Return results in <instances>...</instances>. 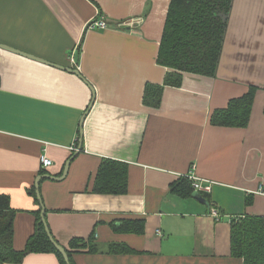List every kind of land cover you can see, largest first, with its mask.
I'll list each match as a JSON object with an SVG mask.
<instances>
[{
  "label": "crops",
  "instance_id": "crops-1",
  "mask_svg": "<svg viewBox=\"0 0 264 264\" xmlns=\"http://www.w3.org/2000/svg\"><path fill=\"white\" fill-rule=\"evenodd\" d=\"M170 1L0 0V44L50 63L0 49V196L15 251L36 231L42 177L46 225L73 264H244L230 220L264 221V0H232L215 75L182 73L179 87L163 86L171 70L157 63ZM99 17L109 28L88 29ZM147 86L163 87L157 108L143 103ZM250 87L246 126L211 124ZM104 160L126 167V193L94 191ZM191 175L210 191L187 195Z\"/></svg>",
  "mask_w": 264,
  "mask_h": 264
},
{
  "label": "trees",
  "instance_id": "trees-1",
  "mask_svg": "<svg viewBox=\"0 0 264 264\" xmlns=\"http://www.w3.org/2000/svg\"><path fill=\"white\" fill-rule=\"evenodd\" d=\"M232 0H171L165 23L157 63L171 71L163 86L179 87L182 73L203 77L215 75L222 49L227 18ZM163 87L147 86L143 95L146 106L157 108L161 102ZM257 88L250 87L242 97L229 102L224 110L215 111L211 124L221 127H244L248 124L251 107ZM126 167L120 163L102 161L95 180L94 191L103 194H124L127 190ZM185 186V193L193 192L192 183ZM180 183L172 189L183 186ZM206 196V195H203ZM40 213V212H39ZM231 224V252L243 259L244 264H264V221L260 217H236ZM14 212L6 197L0 196V264H20L30 253H54L60 264H66L62 256L50 244L40 217L36 216V231L23 251L17 252L12 245ZM141 230V224L138 225ZM85 247L82 241L71 243V247ZM112 246L110 253L127 252L126 248ZM69 264H73L71 253L66 251ZM90 253L97 252L94 246Z\"/></svg>",
  "mask_w": 264,
  "mask_h": 264
},
{
  "label": "water",
  "instance_id": "water-1",
  "mask_svg": "<svg viewBox=\"0 0 264 264\" xmlns=\"http://www.w3.org/2000/svg\"><path fill=\"white\" fill-rule=\"evenodd\" d=\"M0 49H3V50H6V51H9V52H11V53H14V54H17V55L23 56V57L28 58V59H31V60H35V61H38V62H41V63H45V64H49V65H50V63H46V62H44V61H42V60H40V59H38V58H36V57H33V56H31V55H28V54H25V53H23V52H19V51H16V50L10 49V48L5 47V46H3V45H1V44H0ZM51 66H55V65H51ZM59 68H61V67H59ZM64 70H68V69H64ZM68 71L71 72V73H73V74H75V75H77V76H79V74H78L77 71H74V70H68ZM92 96H93V92H92ZM93 98H94V96H93ZM92 103H93V101L91 102L90 107L92 106ZM90 107H89V109H90ZM89 109H88V110H89ZM84 117H85V116H84ZM84 117H83L81 123L84 121ZM81 126H82V124H81ZM80 148H81V147H79V148L77 149L76 153L80 150ZM76 153H75V154H76ZM69 163H70V161L67 162L66 166L64 167V171H63L62 178H64V177L66 176V174H67ZM41 178H42V177H38V179H36V182H35L36 196H37V200H38V202H39L40 208H41V211H40V220H41V223H42V225H43V227H44L45 234H46V236H47V238H48L50 244H51V245L55 248V250H56V251L62 256L64 262H65L66 264H69L68 256H67V254H66L65 249L62 248L60 245H58V244L56 243V241L53 239V237L51 236V234H50V232H49V230H48V227H47V225H46V222H45V218H44V208H43V206H42V202H41V198H40V194H39V190H38V183H39V180H41ZM59 180H60V179H59ZM193 197H194L196 200H198L200 203L207 204V201H206L205 199H203L201 196H199L197 193L193 194Z\"/></svg>",
  "mask_w": 264,
  "mask_h": 264
},
{
  "label": "built area",
  "instance_id": "built-area-1",
  "mask_svg": "<svg viewBox=\"0 0 264 264\" xmlns=\"http://www.w3.org/2000/svg\"><path fill=\"white\" fill-rule=\"evenodd\" d=\"M87 28L96 29V30H105L109 28V24L106 22V19L104 17H99L98 19L90 22L87 25ZM75 149L76 148L72 147V150H75ZM40 165L43 169H45L52 165V161L48 159L46 156L41 155ZM186 178L192 183V187L195 192L208 193L210 191V184H207L208 182L204 183V181L196 178L194 175L187 176ZM210 215L214 217L215 219L220 218V213L215 208H212L210 210Z\"/></svg>",
  "mask_w": 264,
  "mask_h": 264
}]
</instances>
